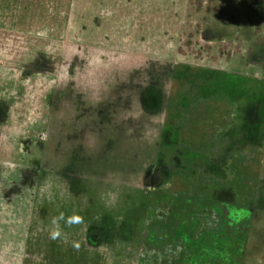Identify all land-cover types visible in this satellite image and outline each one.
<instances>
[{
	"label": "crops",
	"instance_id": "0c3cea01",
	"mask_svg": "<svg viewBox=\"0 0 264 264\" xmlns=\"http://www.w3.org/2000/svg\"><path fill=\"white\" fill-rule=\"evenodd\" d=\"M103 3L105 0H0L1 58H25L27 63L37 58L42 73L66 74V87L80 94L78 100L82 104L81 114L75 113L66 120L70 139L85 140L90 154L98 155V164H83L85 173L68 178L65 194H55L50 201L48 208L56 224L50 231L65 235L55 239V245L71 251L88 249L87 264H99L102 256H107L110 264H250L252 259L261 264L264 250L253 258L248 252L256 248L251 245L262 247L250 241L254 227H257L254 234L260 233L262 218L257 220V214L264 208L262 102L258 109L250 110L248 100L244 104L243 97L224 99L226 106H242L243 113L239 120L220 118L215 133L207 134L199 126H185L182 117L185 108H191L190 113L195 108L193 95L201 85L196 80H200L198 73L205 71L195 55L194 59H179L174 78L163 79L161 89L149 86L141 90L139 101L136 82L131 77L137 70L122 66V59L104 55L100 37L93 40L91 51L76 58L81 60L80 65H74L70 45L75 22L85 21L90 10L93 15L115 11L114 6L103 9ZM110 18L111 24H116L112 15ZM186 64L191 72L183 71ZM178 74L188 82L176 83ZM235 89L242 90L239 84ZM190 90L194 94H188L192 98L186 105L182 94L177 93ZM233 90L230 83L214 87L217 99L222 92ZM148 94L157 100L155 108L144 105L143 98ZM224 104L219 99V106ZM139 132H145V136H139ZM159 136L161 164L146 163L143 169L147 173L154 168L160 171L159 184L146 185L148 189L141 194L136 190L133 195H119L115 206L114 198L97 193L92 179L119 177L122 172L134 171L131 163L134 154L124 158L128 153H123L118 143L123 139ZM187 137L188 144L184 143ZM93 139L98 141L91 142ZM107 142L113 147H106L104 152L102 144ZM253 151H259L260 158L257 177L251 180L248 173L255 163L250 158ZM187 153L193 157L187 159L184 155ZM235 164L246 172L245 182L238 183L237 188L230 182L232 175L229 185L227 175H221L231 169L239 170ZM188 168L191 172L199 168L205 174L197 178L192 173V181L184 182L182 171ZM217 175L223 178V183L218 184V179L213 182ZM0 186L9 188L10 182L2 180ZM14 206L16 214L21 213V195ZM68 261L83 264L84 256Z\"/></svg>",
	"mask_w": 264,
	"mask_h": 264
},
{
	"label": "rangeland",
	"instance_id": "374dc122",
	"mask_svg": "<svg viewBox=\"0 0 264 264\" xmlns=\"http://www.w3.org/2000/svg\"><path fill=\"white\" fill-rule=\"evenodd\" d=\"M102 6L103 9L114 6L115 11L93 15L90 10L85 21L75 22L70 45L74 65H80L81 60L76 58L91 51L93 40L100 37L104 55L122 59V66L137 70L131 77L136 82L139 101L141 90L149 86L161 89L163 79L174 78L177 61L194 59L195 55L205 68L198 73L200 80H196L201 81L199 90L195 94L192 90L177 93L182 94L186 105L192 98L188 94H194L195 108L192 113L191 108H185L182 115L185 126H199L209 134V131L215 133L217 120H239L242 106H226L223 102L230 97H243L244 104L247 99L250 110L258 109L262 102L260 114H264V0H105ZM110 15L116 24H111ZM26 63L25 58L9 60L0 54V181L10 182L9 188L0 186V264H69L68 259L80 255L84 256L83 264H87L85 251L88 249L71 251L55 245V239L65 235L50 231L56 224L48 208L53 195L65 194L68 178L85 173L83 164L99 162L97 154H90L92 151L85 140L70 139L66 120L75 113L81 114L80 94L66 87V74L42 73V64L37 58L27 63L32 66ZM188 66H182L185 73L192 71ZM178 76L176 83L188 82L180 78L182 75ZM223 83L232 84L234 90L222 92L217 99L214 87ZM238 84L242 90L235 89ZM219 99L223 106H219ZM138 134L145 136V132ZM188 140L185 138L184 143L188 144ZM106 147L111 149L113 144H102L104 152ZM117 147L128 153L124 158L134 154L131 162L134 171L91 180L99 195L114 198V206L119 203L117 196L133 195L136 190L141 194L148 189L144 183V165L161 164L162 139L160 136L123 139ZM184 155L187 159L193 157L189 153ZM250 158L255 163L250 167L248 178L254 180L260 152L253 151ZM235 167L239 170L231 169L221 175H227L228 185L232 175L230 182L237 188L238 183L245 182L246 172L241 170V165L235 164ZM192 173L197 178L205 174L199 168L192 172L188 168L182 171L184 182L192 181ZM217 179L218 184L223 183L220 175L213 182ZM20 195L21 213L16 214L14 204ZM259 211L260 233L254 234L257 231L254 227L250 241L262 247L251 245L256 247L249 249L251 258L264 250V208ZM108 259L102 256L99 264H110ZM250 264L258 262L252 259Z\"/></svg>",
	"mask_w": 264,
	"mask_h": 264
},
{
	"label": "water",
	"instance_id": "95a60500",
	"mask_svg": "<svg viewBox=\"0 0 264 264\" xmlns=\"http://www.w3.org/2000/svg\"><path fill=\"white\" fill-rule=\"evenodd\" d=\"M144 105L147 107V108H155L156 105H157V100L155 99L154 96L148 94L146 95L144 98ZM154 175V174H153ZM153 175H151L149 178L147 177L146 179V185L147 186H154L155 184H159L160 182V176L157 175L156 177H153Z\"/></svg>",
	"mask_w": 264,
	"mask_h": 264
},
{
	"label": "flooded vegetation",
	"instance_id": "af4514ba",
	"mask_svg": "<svg viewBox=\"0 0 264 264\" xmlns=\"http://www.w3.org/2000/svg\"><path fill=\"white\" fill-rule=\"evenodd\" d=\"M156 170H157V169L154 168L153 171L148 170V171H150V172H148V173L146 172V174H145V179H144V181H145L144 183H145V184H146V179H147V177L149 178V177H150L151 175H153V174H154L153 177H156L157 175L160 174V171L157 172ZM158 173H159V174H158Z\"/></svg>",
	"mask_w": 264,
	"mask_h": 264
}]
</instances>
